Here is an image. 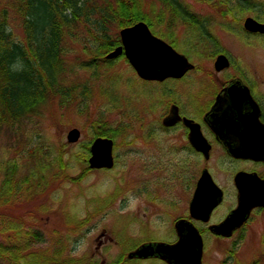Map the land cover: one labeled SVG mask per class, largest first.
Instances as JSON below:
<instances>
[{"label": "rangeland", "instance_id": "rangeland-1", "mask_svg": "<svg viewBox=\"0 0 264 264\" xmlns=\"http://www.w3.org/2000/svg\"><path fill=\"white\" fill-rule=\"evenodd\" d=\"M145 1L146 5H152L157 10L165 9L160 0ZM179 1L187 5L190 16L195 13L194 18L208 25L217 45L213 42L207 45L198 27L190 30L189 25L182 23L171 28L165 23L157 27L172 38H175V33V42L163 33L156 35L186 55L199 68L198 71L209 77V91L216 90L224 80L227 81L229 76L226 74L235 73L234 69L244 70L245 73L240 72L243 75L249 74L250 69L256 73L264 71V37L250 35L249 30L244 29V19L261 14L259 7L240 13L238 24L236 13L230 11L237 0ZM260 1L249 0L252 4L262 3ZM243 2L248 3L247 0ZM165 11L163 16L171 19ZM91 26L95 30V23ZM12 29L18 39L24 37L19 20L12 21ZM81 29L86 32L85 27ZM70 48L73 51L68 58L74 64L79 45L72 42ZM220 51L231 61V66L221 72L214 65ZM122 55L112 63L106 61L104 65L99 64L95 71L94 68H78L73 75L76 82L88 83L90 92L94 88L92 99L85 101L88 107L82 108L86 103L79 101L77 105L66 107L56 102L27 121L18 137L11 136L6 126L0 132V168L16 159L21 165L20 173H26L28 166H25L27 161L23 152L28 146L39 145L49 148L51 155L63 153L68 163L66 171L57 173L58 177L51 178L43 187H40L41 179L32 184L31 187L37 186L21 194L12 208H0V243L7 246L15 241L18 246H23L22 264L29 260L36 261L35 264H103V261L110 264L121 259L141 241L176 240L173 224L175 219L187 212V199L195 189L198 174L193 172V179L186 185L183 172L175 167L178 163L174 152L163 153L162 161L152 166L158 158V149L152 144L153 140L146 141L142 136L139 116L148 115L150 128L160 125L159 120L167 106L166 98H163L164 105L153 111L146 106L148 103L158 105L156 102L162 100L165 84L142 81L134 66L130 65L125 49ZM87 59V56H82V61ZM198 76L199 72H191L178 82L179 88L176 89L184 93L183 105L187 103L188 108L193 106V111L197 105H203L199 104L196 89L205 82L200 81ZM249 77L246 76L247 79ZM97 120H105L115 128L122 126V122L127 124H124L125 132L113 138L115 166L112 169H90L80 179L84 168L89 165L88 161L82 164L78 154L82 144H91L97 136ZM144 123L142 120V125ZM73 127L80 129L81 135L77 142L70 143L67 133ZM167 137L165 135V141L170 146L181 140L173 136L169 141ZM193 163L195 166L197 161ZM178 167L181 168V165ZM226 203L216 209L215 216L227 211ZM4 216L12 217L9 227L4 222ZM81 220L84 222L82 227ZM206 242L208 246L204 251L203 264L263 261L264 211L254 214L238 247L233 246L234 239L208 238ZM152 263L160 264L158 261Z\"/></svg>", "mask_w": 264, "mask_h": 264}, {"label": "trees", "instance_id": "trees-1", "mask_svg": "<svg viewBox=\"0 0 264 264\" xmlns=\"http://www.w3.org/2000/svg\"><path fill=\"white\" fill-rule=\"evenodd\" d=\"M160 1L165 9L157 10L146 5L145 0H0V132L6 126L11 136L18 137L25 123L38 116L43 108L56 102L66 107L91 100L94 88L90 92V85L76 82L73 75L78 68H97L99 64L110 62L105 55L121 43V28L142 20L154 32L163 33L175 42L176 37L172 38L157 27L165 23L171 28L177 21L197 25L187 5L179 0ZM169 10L171 19L162 14ZM13 20L20 21L24 32L22 39H18L12 29ZM93 23L95 30L91 26ZM81 26L86 28L85 33ZM72 42L79 45L74 64L68 58L73 51ZM82 56H87L88 61H82ZM86 105L88 107L86 103L82 108ZM96 122L99 125L96 134L111 138L124 133V124H127L122 122V126L115 128L105 120ZM43 149L41 145L28 146L23 152L25 166H28L26 173H20L21 165L16 159L0 168V208H12L21 194L37 186L31 187L39 179L43 187L51 178H57V173L67 170L63 153L51 155L49 148ZM89 151L90 144H82L78 154L82 164L87 163ZM84 169L80 179L91 168ZM11 221L12 217L7 227L12 225ZM83 223L81 220V227ZM24 251L25 248L15 241L7 246L0 243V264H22ZM35 262L29 260L25 264Z\"/></svg>", "mask_w": 264, "mask_h": 264}, {"label": "flooded vegetation", "instance_id": "flooded-vegetation-1", "mask_svg": "<svg viewBox=\"0 0 264 264\" xmlns=\"http://www.w3.org/2000/svg\"><path fill=\"white\" fill-rule=\"evenodd\" d=\"M260 2L264 3V0H261ZM262 3L252 4L248 1V3H245V6L252 10L259 7L261 14L254 17L264 23V7L262 6ZM230 11L236 13V22L240 24V13H244L245 11L241 12L240 7H238V10ZM248 32L264 37V34L260 32ZM203 34L205 41H207V45L212 42L217 45L215 37L208 29H204ZM221 52L222 51H220L218 55L223 53ZM225 69L226 68H223L219 72L225 71ZM198 70L199 68H193L188 70L186 74L181 77H168L163 80H145L141 78L142 81L157 82L162 86L165 84L162 100L159 102L155 101L158 105L154 104L152 106L148 103L146 108L153 111L159 106L164 105L163 98H166L165 102L167 103V110L166 108L164 109L163 113H165L161 116L159 120L161 123L157 128L148 127L149 120L147 119V114H141L139 116L141 120L142 136L146 141L153 140L152 144L158 149V158L152 163V166L162 161L161 157L163 156V153H175L174 155L177 156L175 160L176 163H178V165L175 164V167L183 172L186 185L193 179V172L195 175L196 173L198 174L196 185L205 170H208L211 173L216 184H218L223 190V200L221 204L228 201L227 211L224 214L219 213L215 216V210L221 205L220 204L214 209L210 220L204 221L195 218L191 212V202L194 189L190 198L187 199V212L183 217L198 228L203 236L204 247L208 246L206 242L208 238L213 240L234 239L233 246L238 247L240 239L243 238L246 227L250 223L252 217L257 212H263L264 206H255L252 208L250 218L245 221L242 226L232 229L234 231H228H232L231 235L229 234L230 236L225 235L223 231L220 232L221 230L213 228L212 226L219 224L232 209L239 205L241 187H245L246 185L257 186L260 182H263L264 186V71L256 73L255 70L253 71L250 69L249 74L247 73L243 75L240 72L245 73L244 70L240 68L234 69L235 73L226 74L229 76L227 81L224 80L223 84L216 90L209 91L210 88L208 87L209 84L207 82L209 77ZM191 72H199L197 78L200 81L205 82V84L197 86L196 96L198 97L199 104L203 105H197L195 111H193V106L188 108L187 103L185 106L183 105L184 93H179L176 90L179 88L180 83L178 82L188 77ZM247 75L248 77L250 76L249 79L246 78ZM233 78H240L243 80L249 88L252 100L249 99L248 102V99H245V92L241 90H232L234 92L230 94L229 92L228 94L227 92L224 93V97L228 98V96H234L236 99L226 100V104L232 108L224 106L220 108L217 115L218 117L216 120L222 124V135L224 137L222 138L221 135L219 137V135L213 130L209 114L215 106L216 97L227 87L228 82ZM236 111L238 115H232V113H236ZM253 111L257 113V120L252 116ZM172 112H177L181 115V118L171 125H166L164 119L170 116ZM184 119H188L190 122L186 123ZM142 120L145 122L144 125H142ZM225 130L227 131V134ZM165 135L168 136L167 140L169 141L170 139L172 140L170 137L173 136L181 138V140H178L174 145L170 146L165 141ZM228 147L235 148V152L238 155H241L239 154L241 152H253L256 155H260L262 158L237 157L230 154ZM194 160L197 161L195 166L193 163ZM188 164H190L191 168L187 167ZM179 165H181V168L178 167ZM151 178L152 177H148V179ZM258 193H264V190H258ZM177 219H175L173 224L176 239L177 233L175 230V222ZM238 234L239 236L235 238ZM169 242H175V240ZM127 254L128 252L126 253L125 258L115 264H153V261H158L160 264H169L160 258L128 259ZM250 262L252 264H264V260H251ZM237 264L243 263L238 261Z\"/></svg>", "mask_w": 264, "mask_h": 264}, {"label": "water", "instance_id": "water-1", "mask_svg": "<svg viewBox=\"0 0 264 264\" xmlns=\"http://www.w3.org/2000/svg\"><path fill=\"white\" fill-rule=\"evenodd\" d=\"M245 25L247 28L253 30L264 31V24L259 23L253 18H247ZM120 33L123 42L122 45L117 46L108 54L107 57H117L122 54L123 50L125 49V53L130 63L134 66L142 78L161 80L168 76L178 77L183 75L186 70L194 67V65L189 62L185 55L178 53L163 39L155 36L151 32L148 24H146L144 21H140L132 26L123 28ZM228 64L229 62L225 55L219 56L216 61V67L218 69L228 66ZM232 90L244 91L246 95L245 99H248L249 102V99L251 98L250 92L247 86L244 85L240 79L232 81L230 86H228L222 92L227 91L229 93H233L234 91ZM221 95L217 97L215 103L216 108H219L226 102L224 97ZM230 98L236 99L234 96H230ZM214 112L218 113L216 110H214ZM176 113H172L168 118L165 119L166 124L170 125L180 118L178 114L177 117H175ZM232 115L237 116V111L236 113H232ZM252 116L257 120L256 112H254ZM212 121L214 130L222 137L220 123H214L213 118ZM80 135V130L78 128H73L68 133V141L75 142L79 139ZM113 145L114 141L111 138H96L91 145V156L89 158L90 167L111 168L114 164ZM235 150V148H230V151L236 155L237 153ZM242 156L262 158L260 155H256L253 152H245V154H242ZM221 197V191L218 187H216L211 179V176L209 174L202 175L192 199L191 206L193 215L198 218L208 220L212 208L220 201ZM249 197H253V199L251 200L248 198V200H246L248 202V206L252 207L256 204L264 205V201H261V196H253V194H249ZM250 202L252 203L250 204ZM199 208L202 210L201 214L195 213L194 210ZM235 213L236 212H233L230 216H228L225 222H223L221 225H218V227H225V224L229 227L242 219V221H240L241 224L245 220V217L243 216L241 219L235 221L238 217ZM246 214H248V212ZM176 229L179 234V240L176 243H168L164 241L146 242L135 250L131 251L128 254V257L148 258L157 256L167 260L170 264H201L203 241L198 229L186 219L178 220L176 222Z\"/></svg>", "mask_w": 264, "mask_h": 264}, {"label": "bare ground", "instance_id": "bare-ground-1", "mask_svg": "<svg viewBox=\"0 0 264 264\" xmlns=\"http://www.w3.org/2000/svg\"><path fill=\"white\" fill-rule=\"evenodd\" d=\"M232 117V116H231ZM233 126V125H232Z\"/></svg>", "mask_w": 264, "mask_h": 264}]
</instances>
